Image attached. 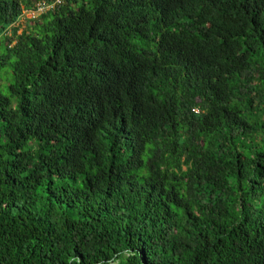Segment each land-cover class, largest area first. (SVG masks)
I'll return each instance as SVG.
<instances>
[{"label": "trees", "instance_id": "1", "mask_svg": "<svg viewBox=\"0 0 264 264\" xmlns=\"http://www.w3.org/2000/svg\"><path fill=\"white\" fill-rule=\"evenodd\" d=\"M39 1L0 0V264H264V0Z\"/></svg>", "mask_w": 264, "mask_h": 264}, {"label": "built area", "instance_id": "2", "mask_svg": "<svg viewBox=\"0 0 264 264\" xmlns=\"http://www.w3.org/2000/svg\"><path fill=\"white\" fill-rule=\"evenodd\" d=\"M66 0H50L49 2L39 1L36 3L35 7L30 10H26L25 14L28 18H37L42 13L47 12L48 10L54 9L61 4H63Z\"/></svg>", "mask_w": 264, "mask_h": 264}, {"label": "rangeland", "instance_id": "3", "mask_svg": "<svg viewBox=\"0 0 264 264\" xmlns=\"http://www.w3.org/2000/svg\"><path fill=\"white\" fill-rule=\"evenodd\" d=\"M22 29H23V28H22ZM22 29L19 30V32H21ZM6 71H7V69L3 70V71L0 73V78L2 77L3 74H5L4 72H6ZM11 81H12V75H11V71L9 70L8 75H7L3 80L0 79V89H2L6 94L9 93V91H8V85H9V83H10Z\"/></svg>", "mask_w": 264, "mask_h": 264}]
</instances>
